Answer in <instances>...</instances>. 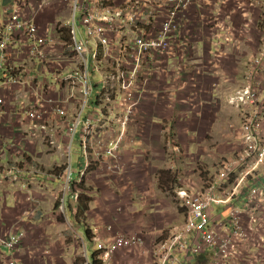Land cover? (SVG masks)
Segmentation results:
<instances>
[{
	"label": "crops",
	"instance_id": "obj_1",
	"mask_svg": "<svg viewBox=\"0 0 264 264\" xmlns=\"http://www.w3.org/2000/svg\"><path fill=\"white\" fill-rule=\"evenodd\" d=\"M0 1V25L4 23V11L9 8H17L23 16L34 20L42 35L45 36L47 33L51 44L44 46L45 54L41 59L30 52L32 41L28 36L25 34L15 35L6 51L9 67H6V71L0 74L1 78L13 67H16L18 70L14 75L24 72L26 76V85H17L13 90L0 88V98L4 100V104L0 106V232L14 229L19 218L29 210L28 207L34 206L36 210L32 218H24L22 222L25 237L19 247L15 251L1 249L0 264H9L10 258L19 259L21 264H39L40 259H44L42 255L46 257L49 251L41 250L42 228L40 224L36 225L33 219L34 217L52 219L56 215L55 212L44 215H38L37 212L42 203L54 199L64 182L61 173L46 178L41 175H46V171L49 172L53 168L62 167L60 150L66 143H69L68 148L70 147L71 130L81 112L75 115L77 104L71 99L66 105L67 117L60 118V122L57 123L60 129L57 134L54 123L58 122V116H51L47 121L39 122L33 129V121L28 116V109L37 96H52L59 100L69 97L66 92L68 91L67 85L62 79L68 72L73 71L72 69H77L73 68L75 67L74 63L81 62V59L73 52L71 43L67 46L64 45L62 34L73 25L76 36L80 38L83 36V26L78 17L75 21L67 17L61 18L62 21L52 18L53 11L51 9H42L43 6H46L43 0ZM122 1L124 0H118L119 3ZM151 1L158 2V4H147L144 8L148 22H151L149 20L151 16L155 19L154 21L159 18L162 20L164 14L162 0ZM258 9H264V0H200L180 16L181 34L182 32L184 34H180L179 41L185 43L184 52L182 50L175 59L164 62L161 70L163 77L160 73L156 75L151 90L149 89V101L147 100L144 104L145 107L150 108L149 114L156 110V118L150 120L152 132L158 131L164 139L165 135L179 139L183 148L182 138L196 140L211 137L214 140L211 147L216 149L212 155L213 161L219 160L222 156L229 159L236 155L235 153L238 151L235 146L237 131L241 124L239 113L242 114V111L230 104L228 98L236 90L251 86L262 96L255 111L259 112L262 118L264 117V21L257 19L261 18L257 13L252 17V13ZM41 10H43L42 13ZM219 11L220 14L222 12L221 19L218 17ZM57 22L58 27H55ZM258 23L261 24L259 29ZM155 24L156 22L153 25L145 26L149 34L155 33L158 29L159 25ZM143 31L146 30L143 29ZM141 33L142 30H136L129 26L118 27L112 31L113 36L127 35L129 38H134ZM69 50L73 53V57L67 54ZM52 58H60L62 63L60 67L64 66L65 68L62 73H58L57 65L53 66L50 63ZM179 66L182 68L180 72L178 71ZM160 79L163 82H160ZM170 89H174V96L170 102L174 105L173 109L166 108V103L161 96V91H170ZM93 107L86 112L83 110L81 117L88 118L97 114V112L90 114L94 111ZM245 111L247 113V110ZM76 116L77 118H75ZM52 117L54 123L50 120ZM74 118L75 120H73ZM162 122L163 125H161ZM82 131L83 127L80 126L77 130L79 138H76V142H80ZM46 137H51L52 140L48 139L51 141V145L54 143L56 147L57 144L59 150L52 153L50 146L45 143ZM221 144L222 146H220ZM133 153L128 152L129 161L132 159ZM185 165L184 160L183 164L174 166L184 170ZM12 166L21 170V174L15 179L6 174ZM42 167L46 169L45 172H42ZM197 173L199 174V171ZM198 174L192 177L199 180ZM257 174L258 179H250L249 184L233 200L234 204L243 206L245 196L250 188L264 184V165L260 167ZM37 176L41 179H37ZM232 180L234 182L235 179ZM70 186L73 189L76 187L72 184ZM29 195L34 197V204L27 202L26 199ZM101 199L102 202L106 201L118 208V202L113 197L105 196ZM133 203L137 202L133 201ZM138 207L142 212L145 210L154 212V207H151L149 203H138ZM217 208H222L221 210H224L225 214L221 211V213H217L218 209L214 208L212 214L216 217V221H222L226 218L227 209ZM104 210L110 212L107 207ZM111 218L115 230L118 225L121 227L119 224L121 215L119 218L118 213H113ZM242 221L246 226L248 225L246 217H243ZM154 222L162 225L165 224L163 222H166V218H163L162 221H157L156 218ZM104 233L107 234V232ZM254 235V232L248 230V240L241 246L240 264H254L255 262L248 259L255 252ZM93 239L95 240V238ZM88 243L90 242H87V245ZM40 250L42 254L38 252ZM205 256L208 257V261L211 252L208 251L193 259L187 258L184 253L174 252L173 258L167 264H203L207 261L200 259Z\"/></svg>",
	"mask_w": 264,
	"mask_h": 264
},
{
	"label": "built area",
	"instance_id": "obj_2",
	"mask_svg": "<svg viewBox=\"0 0 264 264\" xmlns=\"http://www.w3.org/2000/svg\"><path fill=\"white\" fill-rule=\"evenodd\" d=\"M58 1L69 7L72 10L70 16L73 21L78 17L83 26V36L80 38L76 36L73 25L69 29L73 52L81 59L83 71L68 72L62 81L74 85L79 84L89 100L95 88L90 76L89 59L86 56L89 52L94 59L98 74L102 76V81L98 83V86L102 85L99 96L104 98L106 94L105 78L117 81L119 90L117 97L122 96L123 105L126 107L131 106L137 86L141 87L140 85L148 83L149 77L142 76L148 63L156 61L158 64L156 69H163V58L175 59L184 49L185 43L178 39L179 18L200 0H162L164 14L158 29L151 34L145 26L153 25L157 20L154 21L155 19L151 16L149 17L151 22H148L144 8L147 4L156 5L158 2L127 0L124 5H115L93 0ZM124 26L142 30V33L134 38H129L127 35H112L115 28ZM21 34H25L32 41L30 52L38 58L44 57V46L51 45L47 33L45 36L42 35L32 18L23 16L17 8L6 9L4 23L0 25V74L6 71V67H9L6 54L9 44L15 35ZM118 38L121 39L116 40ZM91 47H94V50ZM115 47L122 55L116 60V74L102 75L99 60L102 55L113 57ZM127 58L130 62L126 61ZM181 69L179 66L178 71L180 72ZM17 70L13 67L0 78V88L13 90L17 85H26L25 73L20 72L14 75ZM109 80L107 87L110 91ZM72 98L73 95L65 100L52 96H37L28 109V116L33 121L32 128L37 127L41 121H47L51 116L67 117L66 105ZM260 98L262 96L251 86L240 88L228 98L232 105L247 110L238 133L242 148L236 155L221 162L215 182L209 183L207 187L200 190L189 185H182L177 190L179 206L184 210L185 220L182 224L174 226L170 234L154 247L156 264H166L173 258L174 252L184 253L187 258L193 259L208 251L211 252L209 264H240V260H236L239 256L241 259V246L248 240V230L255 234L253 241L255 252L248 259L255 261L254 264H264V221L257 215L259 209L264 215V184L250 188L243 206L233 203L241 189L249 184L250 179L257 178L256 174L264 165V117L262 118L259 112L255 111ZM2 104L4 100L0 98V106ZM97 107L100 110V106ZM82 113L83 110L74 122L71 135H74L80 126L85 132L92 131L95 123L100 122L99 117L102 116V113L98 112L100 116L94 114L88 118H82ZM123 138L124 130L117 141L110 143L111 154L117 150ZM173 149L175 153L182 154L179 146H174ZM69 173L72 174L71 170ZM6 174L15 179L21 174V170L18 167H11ZM234 176L236 178L233 182ZM68 180L70 181V178ZM228 184L231 185L229 189ZM27 202L34 204V197L27 196ZM214 207L227 209L224 220L216 221V217L212 214ZM35 213L34 207L27 210L14 229L0 234V251L1 249L15 251L19 247L25 237V230H21L22 222L24 218H32ZM243 217L248 219L247 226L242 221ZM95 242L98 251L97 258L102 264H108L122 249L140 248L144 243V238L141 234L126 236L119 233L105 240L95 238ZM10 259L9 264H20L19 259ZM86 264H90L89 261Z\"/></svg>",
	"mask_w": 264,
	"mask_h": 264
},
{
	"label": "rangeland",
	"instance_id": "obj_3",
	"mask_svg": "<svg viewBox=\"0 0 264 264\" xmlns=\"http://www.w3.org/2000/svg\"><path fill=\"white\" fill-rule=\"evenodd\" d=\"M93 1L124 5L127 0L120 3L118 0ZM44 2L46 6L42 7L43 10L45 8H49L53 12L56 10L55 13L52 12V18L60 21H62L61 18H71L72 10L60 4L58 0H45ZM43 10H41V13ZM255 13L261 16V18H257L258 20L262 19L264 21V9L256 10L252 13V17ZM221 14L219 11V19L222 18ZM160 21L161 18L156 21L155 25H159ZM260 25L258 23V29ZM55 27H58V22ZM181 31L180 26L178 39H180ZM183 34L182 32L181 35ZM64 45L67 46L66 42ZM91 48L94 50V47ZM67 54L73 57V53L70 50ZM86 56L89 59L91 79L94 85H97L102 81V76L96 70L91 53L87 52ZM121 56L117 47H115L113 57L102 55L101 60H99L100 73L107 76L116 74V60ZM127 60L130 62L129 58ZM162 61L166 62L167 60L163 58ZM50 63L53 66H58V73H62L65 70L64 66L60 67L62 64L60 58H52ZM74 64L75 67L73 68L77 69H72L73 71H83L84 67L81 62L76 61ZM156 66L158 64L153 61L145 67L142 76L149 77L148 83L140 85L141 87L137 86L131 106L126 107L123 105L122 96L117 97L119 91L117 81L103 78L104 84H106V94L101 102L98 101L100 110L96 107L98 105H94L93 100L100 93L102 85L94 88L88 100L79 84L66 83L67 94L69 96L73 95L72 100L77 104L75 115L77 113L80 114L82 110L86 112L94 106V111L90 114L100 112L102 116L99 117L100 122L95 123L92 131H82L80 142H76V138L79 136L77 132L74 135H70L72 138L70 147L68 148L69 143H66L60 150L62 158L61 168H53L49 172L45 168H41L42 172L46 171V175L42 174L41 176L46 178L47 176L61 173L64 182L54 199L50 202L42 203L39 207V213L37 212L38 215L51 212H55L56 215L52 219L38 217L33 219L36 225L40 224L42 228L41 250L47 249L49 251L46 257L42 255L44 259L41 258L39 264H86L91 255L97 252V245L93 238L105 240L115 236L117 233L126 234V236L141 234L144 238V243L140 248L120 250L108 264H156V256L153 253L154 247L160 240L165 239L170 234L174 226L182 224L185 220L184 210L179 206L177 190L182 185H189L200 190L207 187L209 183L216 181L219 166L227 157L222 156L219 160H212V155L216 149L214 150L211 147L214 144V140L211 137L196 140L182 138L181 141H184L183 148L179 139H173L167 135H165L164 139L158 131H151L150 120L156 118V110L149 114L150 108L145 107L144 104L147 100L149 101V89L152 87L154 78L158 73L161 75L162 72V69L157 70ZM53 70H55L54 67ZM108 80L110 91L107 87ZM160 82H163L162 79H160ZM169 92V90L161 91V96L166 103V108L173 109L174 105L170 104L172 97ZM143 97L146 98L145 102L142 99ZM240 111H242V114L239 113L242 124L247 113L243 109H240ZM53 117L50 119L51 121ZM59 119L56 123L52 121L57 134L60 131L57 125L60 122ZM163 124L162 122L161 125ZM122 130H124V138L117 150L113 151L116 154H111L110 143L114 140L117 141ZM46 139L45 143L50 146L52 153L59 150L57 149V144L56 147L54 143L51 145V137H46ZM64 139L66 138L64 137ZM71 144H74L72 145L73 148ZM174 146H179L182 154L175 153ZM235 146L238 148L237 152L242 148L238 135ZM81 147L82 149H80ZM71 151L72 153H70ZM129 151L134 152L130 161L127 157ZM184 160L186 162L184 170L174 166L183 164ZM69 164L72 165V181L68 180ZM197 171H199V174ZM196 174H198L199 180L192 177ZM233 178L235 179L236 177L234 176ZM37 179L40 180L41 178L37 176ZM71 184L76 186L75 189L70 186ZM227 187L229 189L231 185L228 184ZM79 196H81V200L89 201V205H85L89 207V211L85 214H79L80 216L77 217ZM105 196L113 197L118 202V208L106 201L102 202L101 198ZM133 201L137 203H133ZM138 203H149L151 207H154V212L151 213V210L142 212L141 208L138 207ZM105 207L109 208V213L104 210ZM214 209H218L216 210L217 213L222 212L225 214V211L221 210L222 208L214 207ZM113 213H118L119 218L121 215V220L119 219L121 227L118 225L117 230H115L114 223L111 222ZM257 215L264 221V215L260 209ZM156 218L157 221H162L163 218H166V222H163L165 224H157L154 222ZM85 229L88 230L90 239H87ZM139 230L142 231L136 233ZM104 232H107V234ZM87 242L90 243L87 245ZM41 250L38 251L40 254H42ZM202 259L207 261L208 257H202L200 260ZM239 259L240 256L236 261H239ZM97 260L98 264H102L98 258ZM168 262L169 260L166 264ZM203 264H209V260L203 262Z\"/></svg>",
	"mask_w": 264,
	"mask_h": 264
},
{
	"label": "trees",
	"instance_id": "obj_4",
	"mask_svg": "<svg viewBox=\"0 0 264 264\" xmlns=\"http://www.w3.org/2000/svg\"><path fill=\"white\" fill-rule=\"evenodd\" d=\"M62 39H63L64 42H66V44H70L71 43V34H70V30L69 29L68 30H65L63 32ZM78 203H79V212L77 214V217H79L81 214H85L87 211H89V207L88 206H85L86 204L89 205V201H87V200H81V196H79L78 197ZM88 233H89L88 230L85 229V234H86L87 239L89 238L88 237ZM97 261H98L97 260V254L96 253H93L91 255V257L89 258V262L91 264H98Z\"/></svg>",
	"mask_w": 264,
	"mask_h": 264
},
{
	"label": "bare ground",
	"instance_id": "obj_5",
	"mask_svg": "<svg viewBox=\"0 0 264 264\" xmlns=\"http://www.w3.org/2000/svg\"><path fill=\"white\" fill-rule=\"evenodd\" d=\"M64 84H66V83H64ZM96 86L99 87L98 84H97V85H94V87H96ZM150 90H151V89H150ZM173 90H174V89H170V96H171V97L174 96ZM156 96H157V95H156ZM142 99H143L144 102H145L146 98L143 97ZM102 100H103V98L100 97L99 94H98V95L96 96V98L93 100V102H94V104L99 105V102H101ZM98 101H99V102H98ZM228 102H229L230 104H232L229 100H228ZM99 106H100V105H99ZM80 149H81V148H80ZM74 150H75V149H74ZM70 153H71V152H70ZM70 155H71V154H70ZM12 167H13V166H12ZM69 170H71V173L73 172V171H72V165H71V164H69ZM72 175H73V174L70 175V173H69V178H70V180H72ZM17 181H18V180H17ZM261 185H262V184H261ZM26 200H27V199H26ZM33 207H34V206L29 207V209H31V208H33ZM24 214H25V213H24ZM24 214H23V216H22L21 218L24 217ZM21 218H19V220H20ZM19 220H18V221H19ZM18 221H17V222H18ZM22 229H23V227H22V225H21V230H22ZM23 230H24V229H23ZM9 231H11V230H9ZM9 231H6V232H0V234L7 233V232H9ZM96 254H98V251L96 252ZM20 264H21V263H20Z\"/></svg>",
	"mask_w": 264,
	"mask_h": 264
},
{
	"label": "clouds",
	"instance_id": "obj_6",
	"mask_svg": "<svg viewBox=\"0 0 264 264\" xmlns=\"http://www.w3.org/2000/svg\"><path fill=\"white\" fill-rule=\"evenodd\" d=\"M100 86V85H99ZM89 261V260H88ZM90 263V262H89ZM91 264V263H90Z\"/></svg>",
	"mask_w": 264,
	"mask_h": 264
}]
</instances>
